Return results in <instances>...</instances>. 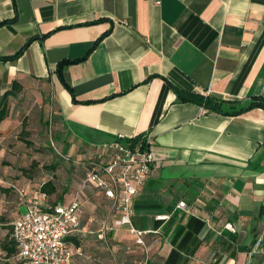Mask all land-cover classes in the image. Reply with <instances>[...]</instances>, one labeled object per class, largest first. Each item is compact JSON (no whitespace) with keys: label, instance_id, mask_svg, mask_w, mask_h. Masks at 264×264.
<instances>
[{"label":"crops","instance_id":"obj_1","mask_svg":"<svg viewBox=\"0 0 264 264\" xmlns=\"http://www.w3.org/2000/svg\"><path fill=\"white\" fill-rule=\"evenodd\" d=\"M30 39L0 60V96L13 91L0 188L49 182L51 204L79 198L73 264H264V111L226 117L173 90L264 98V0H0V57ZM61 61H73V96ZM143 136L153 165L131 203L139 245L82 182L103 144Z\"/></svg>","mask_w":264,"mask_h":264},{"label":"built area","instance_id":"obj_2","mask_svg":"<svg viewBox=\"0 0 264 264\" xmlns=\"http://www.w3.org/2000/svg\"><path fill=\"white\" fill-rule=\"evenodd\" d=\"M123 138V137H118ZM125 139V138H124ZM151 139L139 137L136 142L122 144L107 142L102 153L89 159L82 186H93L113 202L119 215L118 226H126L135 236L136 243L143 244L144 232L131 226L132 200L148 179L153 158ZM106 158L104 163L99 158ZM24 208L13 222L11 238L16 245L15 262L22 264H73L79 250L70 241L80 227L81 202L74 197L68 204H51L47 194L28 192L13 183H7ZM185 209V203L177 204ZM164 218V217H162ZM226 229L232 231L231 225Z\"/></svg>","mask_w":264,"mask_h":264},{"label":"trees","instance_id":"obj_3","mask_svg":"<svg viewBox=\"0 0 264 264\" xmlns=\"http://www.w3.org/2000/svg\"><path fill=\"white\" fill-rule=\"evenodd\" d=\"M102 37H100L99 40L102 39ZM32 40L33 39H30L27 43H25L24 46L12 57H9V58H1L0 57V60L11 61V62L15 61L18 57H20L23 54V52L27 49V46L29 45V43ZM72 62L73 61H61V62H59L56 66V74H57V77H58L59 81L61 82V84L73 96V94L71 92V88L65 82L64 77H63V67L65 65H67L68 63H72ZM14 86H16V84H13V88H14ZM173 90L175 91V93H176V95L180 101L196 103V104L204 107L205 109H207L208 112L216 113V114L226 116V117L239 116V115H242V114H244L250 110H253V109H261L264 111V98L263 97H256L247 105H242L241 102H239V101H223V100H218L215 98L199 96L197 94H189V93L181 92V91L177 90L176 88H173ZM12 94H13V91L10 90V91H7L2 96H0V122L3 121L7 116V99ZM137 140H138V138L124 139V138H118V137L114 138L113 137L109 142H119L122 144H128L131 142L132 143L136 142ZM26 143H28V142H26ZM10 183L16 184L14 182H10ZM6 189L9 190L10 192H13L8 187H6ZM38 191L48 195V194L53 192V189L51 188V185L49 182H45L44 184L41 185V187L39 188ZM13 222L11 225L6 226V228H5L7 230V234L5 235V240L1 246V250L5 254L6 259L9 260V262H12V264H22L19 262H15V260H14V256H15L17 250H16V245H15L14 240L11 238L12 229H13Z\"/></svg>","mask_w":264,"mask_h":264},{"label":"rangeland","instance_id":"obj_4","mask_svg":"<svg viewBox=\"0 0 264 264\" xmlns=\"http://www.w3.org/2000/svg\"><path fill=\"white\" fill-rule=\"evenodd\" d=\"M32 170L33 169H28L25 171L24 177L26 179H31L33 175ZM43 178L44 180L47 179L45 175ZM24 189L30 193L35 191V189L31 186L28 188L25 187ZM0 195V264H12V262H9V260L6 259L5 254L1 250V246L5 240V235L7 234V230L5 229L6 226L11 225L12 222L19 216V214L24 212V208L22 206L19 207L20 204L15 193L10 192L5 188H0Z\"/></svg>","mask_w":264,"mask_h":264}]
</instances>
